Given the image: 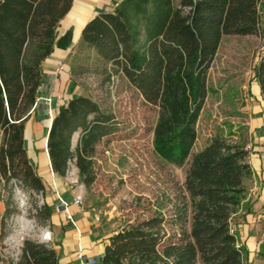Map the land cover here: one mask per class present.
<instances>
[{
    "label": "trees",
    "instance_id": "trees-1",
    "mask_svg": "<svg viewBox=\"0 0 264 264\" xmlns=\"http://www.w3.org/2000/svg\"><path fill=\"white\" fill-rule=\"evenodd\" d=\"M261 4L121 0L83 27L79 47L96 51L105 65L106 82L119 75L156 109L153 144L158 158L177 166L190 162L181 198L171 201L170 213L155 212L110 233L92 264H246L249 249L233 222L241 212H253L249 181L258 171L248 149V126H219L203 148L193 149L222 41L226 36L260 34ZM72 5L73 0H0V182L6 186L21 181L41 193V211L50 224L54 204L29 156L27 127L38 110L45 64L55 52L60 21ZM254 81L259 91L255 94L250 87L249 94L259 101V116L264 117V55L255 66ZM71 82L74 90L72 76ZM115 131L112 113L92 97L72 94L48 130L52 170L66 176L74 162L81 181L91 186L97 179L96 147ZM8 208L0 220V253L6 219L12 216ZM261 248L264 254V243ZM13 264H60V259L52 245L26 239Z\"/></svg>",
    "mask_w": 264,
    "mask_h": 264
},
{
    "label": "rangeland",
    "instance_id": "rangeland-1",
    "mask_svg": "<svg viewBox=\"0 0 264 264\" xmlns=\"http://www.w3.org/2000/svg\"><path fill=\"white\" fill-rule=\"evenodd\" d=\"M261 15L260 34L226 36L222 41L210 71L211 91L198 123L199 137L193 153L205 146L219 126L226 129L231 123L235 126H248L249 151L254 154L256 148H264V139L256 133L257 126L264 127V117L259 116V101L249 94L250 87L255 94L259 91L254 74L257 62L264 55V0ZM83 27L79 28L81 33ZM65 48L66 52L70 50L69 46ZM71 58V76L78 85L75 92L98 101L106 112L115 116L116 122V131L106 136L96 147L97 179L91 186L81 181L79 169L74 162L71 163L68 175L71 189L82 194L85 200L80 214L87 213L94 232L103 236L155 212L170 213L173 207L171 201L177 196L181 198L190 162L177 166L158 158L153 144L156 109L147 104L136 89L119 75L114 76L111 82H106L105 65L95 50L80 48L78 43L72 49ZM46 97L40 99L38 109L50 115L51 102L47 100L50 97ZM59 99L62 101L63 97ZM60 102L56 107L60 106ZM245 102L247 106H244ZM54 107L53 104L52 109ZM32 122V119L28 122V129L32 127ZM35 131L44 142L45 138L40 135L42 131L37 128ZM78 135L74 137V144ZM31 137L32 141L34 137ZM13 183L4 186L0 182V220L3 219L5 208L9 207L12 216L15 212ZM16 186L32 199L29 214L34 220L31 223L25 222L28 227L31 228L35 223L41 230L53 233L50 221L44 218L41 211L44 196L21 183ZM249 186L253 212L247 215L245 211L241 212L233 225L239 233L240 241L245 242L249 249L246 264H264L261 248L264 243V177L260 171L249 181ZM95 215L100 216L99 221H96ZM10 218L6 219L7 231ZM13 239L16 258L8 251L9 240L5 238L1 242L0 264H13L19 260L26 239L22 236ZM29 239L35 240V237Z\"/></svg>",
    "mask_w": 264,
    "mask_h": 264
},
{
    "label": "crops",
    "instance_id": "crops-1",
    "mask_svg": "<svg viewBox=\"0 0 264 264\" xmlns=\"http://www.w3.org/2000/svg\"><path fill=\"white\" fill-rule=\"evenodd\" d=\"M118 1L121 0H73L71 10L60 21L55 52L45 64L46 76L44 84L41 86L40 99L47 95L50 97L51 113L49 115L47 111L38 109L31 118L33 120L32 127L30 129L27 127L29 156L37 165L38 171L47 185L50 193L49 201L54 204L51 224L53 239L50 244L55 248L60 264H92L93 258L103 252L108 235L114 232L111 231L103 236L96 234L89 222L88 214H80L81 211L74 204L70 206V210L75 213L73 221L67 219L64 211H59L62 202H73L71 181L68 176L71 165L66 176L55 173L51 168L46 141L51 121L59 108L56 107V104L61 101L59 98L63 97L60 102L61 106L72 94H78L75 89L71 90L69 87H72L73 84L70 72L71 53L81 39L79 28L83 27L86 22L102 10H113ZM68 46L70 52L67 51V53L65 47ZM53 104L55 105L54 109H52ZM45 127L46 130L43 131ZM260 127L259 125L256 129H260ZM36 128L38 131H42L40 135L45 138L44 142L38 138L39 133L35 131ZM29 131L34 137L32 141L30 140L32 137ZM259 134L260 138L264 139V132ZM262 149L264 148L258 147L255 149L253 166L264 177V154Z\"/></svg>",
    "mask_w": 264,
    "mask_h": 264
},
{
    "label": "clouds",
    "instance_id": "clouds-1",
    "mask_svg": "<svg viewBox=\"0 0 264 264\" xmlns=\"http://www.w3.org/2000/svg\"><path fill=\"white\" fill-rule=\"evenodd\" d=\"M17 183L22 182L14 181L13 183L12 201L15 212L10 218L7 235L5 237L9 240V245L7 246V248L8 251L13 253L14 259L16 258V244L15 239L13 238L18 239L22 236L24 239H29L35 237V243L42 244L45 247L49 246L50 242L53 239V234L50 231L41 230L35 223H33L31 228H29L25 223H31L34 220V217H30L29 214V210L31 209L32 205V199L27 193L22 191L20 187L16 186Z\"/></svg>",
    "mask_w": 264,
    "mask_h": 264
},
{
    "label": "built area",
    "instance_id": "built-area-1",
    "mask_svg": "<svg viewBox=\"0 0 264 264\" xmlns=\"http://www.w3.org/2000/svg\"><path fill=\"white\" fill-rule=\"evenodd\" d=\"M47 100L51 102V99H47ZM72 195H73L72 203H69L68 201H64L59 207V211H64L66 213L67 219L70 221L74 220V215H75V213L72 210H70V206L74 204L78 208V210L82 212L84 208V201H85L84 196L78 193L75 189H72ZM95 219L96 221H99L100 216L95 215ZM238 246H240V244H238Z\"/></svg>",
    "mask_w": 264,
    "mask_h": 264
}]
</instances>
